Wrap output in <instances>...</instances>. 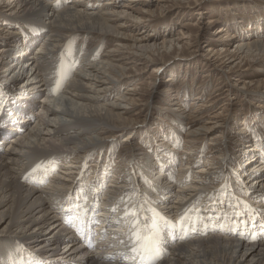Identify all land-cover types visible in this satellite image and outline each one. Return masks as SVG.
<instances>
[{"label":"bare ground","instance_id":"1","mask_svg":"<svg viewBox=\"0 0 264 264\" xmlns=\"http://www.w3.org/2000/svg\"><path fill=\"white\" fill-rule=\"evenodd\" d=\"M92 1L96 0H75L59 12L52 1L0 0V66L9 78L20 60L26 59L22 68L29 75H14L11 86L18 85V89L0 85V224L5 223L0 232L9 229L31 234L25 240L13 234L0 236V264H136L130 251L134 219L141 229L154 224L159 232L164 226H173V238L161 241L163 259L156 264H264V189L252 184L264 181V151L259 142L239 144L243 147L238 148L241 168L231 181L218 186H211L205 177L208 166H198L200 153L190 163L178 156L176 145L169 149L161 143L151 148L156 155L144 153L145 159H151L144 171L138 167L143 157L131 148L125 180L115 173L108 183L111 170L99 161L90 163L95 151L110 144L112 148L130 124L124 109L134 107L135 89L119 92L112 101L107 99L126 82L125 66H146L157 51L167 52L174 42L162 38L156 43L155 35L144 27L137 32L153 14L141 3L144 0H127L123 7L114 0H103L101 9H84ZM190 2L198 6L200 0ZM15 8L18 11H12ZM30 9L33 16L27 12ZM29 19L31 23L25 26L18 23ZM213 22L209 19L205 25ZM256 24L243 33L244 40L236 42L234 50L229 51L233 38L229 36L224 45L207 47L203 56L222 69H231L234 62L264 60V38L248 40V32ZM132 28L134 32L126 33ZM225 31L218 28L215 40ZM79 34L95 35L116 47L83 67L78 46L69 41ZM33 45H37L36 52L30 54ZM130 48L128 55L119 58L121 50L126 53ZM224 58L227 61L220 62ZM258 72L264 70L258 68ZM69 76L67 95L55 97L65 91ZM213 123L207 121L188 132L186 139L196 138L193 143L199 145L218 128V122ZM237 133L243 138L245 131ZM8 136L10 141L2 150ZM122 141L130 145L129 136ZM211 147L210 143L206 148ZM222 154L227 156L225 149ZM90 164L92 176L86 184L84 173ZM260 191L262 195L257 193ZM168 196L172 201L167 206ZM84 208L87 219L98 222L93 247H87L74 226L67 225ZM181 209L185 210L170 215ZM154 211L158 215L149 218L148 213ZM48 229L54 231L47 240H40ZM53 234L62 239H52ZM60 240H64L61 253L56 251Z\"/></svg>","mask_w":264,"mask_h":264},{"label":"rangeland","instance_id":"2","mask_svg":"<svg viewBox=\"0 0 264 264\" xmlns=\"http://www.w3.org/2000/svg\"><path fill=\"white\" fill-rule=\"evenodd\" d=\"M48 1L53 2L52 7L56 8V11H61L63 7L75 2V0H47V3H49ZM102 1L88 2L89 6L84 7V9H101L103 6ZM114 1L119 4L118 7H123L127 0ZM156 2L157 0H144L141 2L153 14L152 17L147 18L148 21L144 25L136 28V30L139 32L142 30L141 27H144V31H152L156 43H159L162 38H167V40L172 38L174 42L167 52L157 51L151 57L153 62L146 66L141 64L125 66L126 82H123L121 87L118 86V90L112 92L107 99L112 101L118 96L119 92L123 93L127 92L128 89H135L134 107L127 105L128 108L125 107L124 109V112L127 111L124 118L128 119V124H130L127 125V129L125 128L124 133L119 136L118 140L114 141L112 148L110 144L107 148L104 147L101 148L102 150L95 151L90 158V163L99 161L100 166L111 170L110 177L106 179L108 183L109 180L113 179L115 173H118L117 176L125 180L128 172V161L132 160L131 148L135 149L137 155L143 157V159L139 158L138 167L143 168L144 171L146 163L151 160L145 159L144 153L151 154V156L156 155L155 152H151V148L156 149L159 145H162L161 143L169 149H173L176 145L175 148L177 149L175 150L178 156L179 154L182 156L184 161L189 160L191 163L196 160L195 156L200 153L201 159L197 160L198 166H208L209 173L205 177L208 178L211 186L224 184L226 180L231 181L233 173L237 174L236 170L240 169V164L243 163L238 152V148L242 149L243 147L239 144L243 145L244 141L248 144L259 142L262 144V150L264 151V73L258 72V68L264 70V60L257 63L239 61L235 64L234 62L231 69H222L219 68V64L207 61L203 55L210 45L218 48L220 45H224L222 43H227L230 39L229 36L233 37L229 41V51L234 50V44L239 40H244L243 33L250 30L254 22L259 24H256L252 31L248 32L251 33L248 34V40L253 41L257 38H264V0H200L198 6H194L190 0H168L165 3H160V5H157ZM136 8L142 10L143 7L136 5ZM162 9L163 11H161ZM14 10L18 11V8L12 11ZM19 11H22V9H19ZM27 12L32 16L35 14L31 9ZM209 19L214 22L211 25H205ZM31 21L29 19L27 22L20 21L18 23L25 26ZM218 28H223L226 31L222 33L223 35L220 38L215 40L217 36L215 32ZM134 30L135 28H132L131 31L128 30L126 33L134 32ZM183 35L188 38L181 39ZM69 41L78 46V53L82 57L83 67L87 63L98 62L100 57L110 53L116 47V43H111L109 40L107 41L95 35L85 36L79 34ZM65 44L62 48L66 46ZM36 47L37 45H33L30 54L36 52ZM131 51V48L126 49V53H124L125 50H121L119 58L122 59ZM115 55H118V53H115ZM117 58L114 60H117ZM224 59L220 62H226L228 58ZM25 61L26 59L20 60L18 69L11 72L9 78L0 66V85L4 83L13 89L20 88L18 85L11 86V81L15 74L24 78L29 77L27 70L22 68ZM2 62L7 63L6 59H2ZM8 62H10V59ZM62 68H64L63 64L60 65V74L64 73V71L61 72ZM153 70L157 71L153 73ZM69 80L70 76L65 82V91L56 94L55 97L62 96L64 98L67 95ZM39 98L40 96L36 97V101H39ZM33 111L36 110L33 109ZM174 112L180 118L177 119L176 116H173ZM177 113L180 114L177 115ZM214 116H217L215 120L210 119ZM207 121L218 122V128L208 135L206 140L203 139L199 145H196L193 143L196 142V138L188 137L192 143L186 139L188 132H194L195 128ZM241 129L245 131L243 138L239 137L237 133ZM127 136L130 137V145L122 141ZM10 138L8 136L2 150L7 147ZM188 141L189 143H187ZM151 142L153 147L149 144ZM210 143L212 149L208 150L206 147ZM202 149L203 153L201 152ZM222 149H225L227 156L222 154ZM209 159L208 164L206 160ZM175 166L178 167V163ZM86 167L84 180L87 181L92 176L93 167H91V164L86 165ZM162 175L165 176L163 173ZM260 180L252 184L258 186V189H264V181ZM231 185L235 184L231 182ZM257 193L261 194V191ZM171 195L172 192L169 196ZM169 196L165 202L167 206L172 201V197ZM183 210L185 209L178 210L170 215H175ZM4 224H0V229L3 228ZM49 230L40 234V240H47L49 233L54 231L53 229ZM6 234H13L24 240L31 236L26 231L15 232L2 229L0 236ZM5 237L7 236L1 238ZM58 237L59 234H53L52 239ZM63 242L64 240L58 242L57 252L61 253ZM77 244V242L74 243L76 246Z\"/></svg>","mask_w":264,"mask_h":264},{"label":"snow or ice","instance_id":"3","mask_svg":"<svg viewBox=\"0 0 264 264\" xmlns=\"http://www.w3.org/2000/svg\"><path fill=\"white\" fill-rule=\"evenodd\" d=\"M158 231L153 224L147 229H141L139 222L133 220L130 225V239L132 247L130 251L134 254L136 264H153L151 257L157 251Z\"/></svg>","mask_w":264,"mask_h":264}]
</instances>
